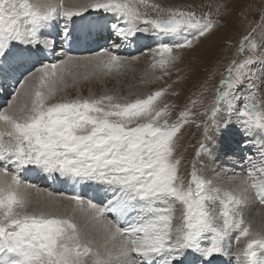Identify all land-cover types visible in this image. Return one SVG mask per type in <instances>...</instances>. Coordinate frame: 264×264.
I'll return each mask as SVG.
<instances>
[{
  "label": "snow or ice",
  "instance_id": "snow-or-ice-1",
  "mask_svg": "<svg viewBox=\"0 0 264 264\" xmlns=\"http://www.w3.org/2000/svg\"><path fill=\"white\" fill-rule=\"evenodd\" d=\"M225 26L146 0H0V264H264V224L244 216L264 205V11L173 123L171 84L56 99L80 68L133 64L139 57L119 53L140 38L152 41L145 51L162 79ZM82 43L87 54H74ZM190 124L202 131L186 186L176 152ZM29 172L85 191L55 194Z\"/></svg>",
  "mask_w": 264,
  "mask_h": 264
},
{
  "label": "rangeland",
  "instance_id": "rangeland-1",
  "mask_svg": "<svg viewBox=\"0 0 264 264\" xmlns=\"http://www.w3.org/2000/svg\"><path fill=\"white\" fill-rule=\"evenodd\" d=\"M146 2L148 5L158 4L165 9L192 10L197 16L211 14V18L213 19L227 21V26L219 27L211 35L203 39L193 53L187 54L181 63L169 70L170 75L164 76L162 79L156 80L153 78L154 76H161L162 70L151 68L153 60L151 54L145 51V46L152 45V41L143 38L142 42L138 44V48H132V50L126 49L127 51L125 52L121 50L119 53V55L139 57L133 64L120 69L118 73L116 70H113L111 73H102L99 76H95L91 81L84 80L82 86L79 84L81 81L78 82L76 79V82L73 83L72 78L69 77L67 79L69 81L68 85L61 95L75 97L77 94L83 96L94 94L98 96L105 91L111 93L113 90H119L122 95H127L128 93L139 94L155 91L158 88L171 84L172 88L170 92H176L179 95L173 96L168 94L163 98V101L174 105L171 109V115L168 117L169 123H173L178 118L179 112L188 104V98L191 96L192 99H196V96L192 95V93L198 89L199 81L206 80L208 76L206 69L210 71L215 67H223V64L227 63V59L235 52L236 44L246 31L249 22L264 11V0H146ZM217 8H219V15H217ZM147 11L153 16L156 14L150 7ZM242 15L244 18H241ZM225 40H230L231 45H226ZM134 43L136 44L137 42ZM133 50H135L134 53L132 52ZM81 70L83 71L84 68H81ZM178 76L183 79L178 80ZM218 79L219 75L217 74L216 79L212 80L208 84V87L211 88ZM149 80H151L150 83L145 82ZM206 96L208 99H211V91L206 93ZM59 97L57 96L56 99L58 100ZM262 102H264V97H258L257 103L261 104ZM192 111L200 112L202 109L197 106ZM196 119L200 120L203 117L197 116ZM201 131L202 129L196 128L195 124L185 125L181 130L183 138L180 141L176 156L183 157L180 175L184 177L186 186L191 179V162L196 151L197 142L201 139ZM230 133L231 130L229 133L224 134L225 137L227 138ZM41 188L53 191L49 185L41 186ZM53 192L55 194L61 193ZM252 206L253 204H250L245 212H248ZM176 207L177 215L179 216L181 206L178 202ZM210 208L219 216L223 211L222 202L219 200L214 201L210 204ZM245 212L246 221L252 223L253 221L249 220V216L245 215ZM68 214L71 215V212L69 211ZM262 224H264V220ZM237 245L234 243V248Z\"/></svg>",
  "mask_w": 264,
  "mask_h": 264
},
{
  "label": "bare ground",
  "instance_id": "bare-ground-1",
  "mask_svg": "<svg viewBox=\"0 0 264 264\" xmlns=\"http://www.w3.org/2000/svg\"><path fill=\"white\" fill-rule=\"evenodd\" d=\"M65 2H83V0H65ZM142 42L141 39H139V41L135 44V47H128V48H124L122 50L127 51V50H132L138 48V44H140ZM88 44L82 43L79 46H77L75 48V53H77L78 55H84L87 54V52L85 51V49L88 47ZM127 49V50H126ZM84 52V53H83ZM82 53V54H81ZM78 71V76H77V81H81L79 84L80 86H82L84 83H82L84 80L86 81H91L93 80L92 78H94L95 76H99L102 73H97V74H93L92 70L90 69H85L82 71L81 68L77 70ZM115 76V75H114ZM87 77V79L85 78ZM68 80L66 81V85H68ZM63 87V86H62ZM63 94V92H60L58 94V96H63L61 95ZM31 175V174H30ZM27 182H30L29 180H26ZM44 187V186H43ZM53 187L54 189H58V188H66L68 190V195L73 194L74 192H83L85 191L82 188H76L73 189L70 185L67 184H62V183H53ZM48 188V187H47ZM56 191V190H55ZM62 192V191H61ZM31 195L33 197L36 196L35 190L31 191ZM46 196V193L44 194ZM66 204V201H61V207L63 209V205ZM34 205V204H33ZM35 207V205H34ZM255 210V211H254ZM71 212V211H70ZM72 214V213H71ZM245 215L249 216V220L253 221L252 224L254 226V228H257L260 224H262L263 220H264V205H256V203L253 204V206L251 207V209L248 212H245ZM77 220L78 222L82 225V224H87V219L85 216L83 215H78L77 216ZM240 245L238 244L237 247H239Z\"/></svg>",
  "mask_w": 264,
  "mask_h": 264
}]
</instances>
